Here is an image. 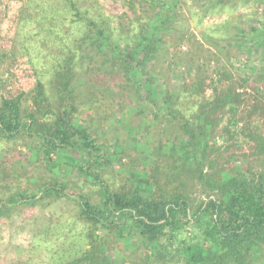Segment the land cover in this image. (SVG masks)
Instances as JSON below:
<instances>
[{
    "label": "rangeland",
    "instance_id": "obj_1",
    "mask_svg": "<svg viewBox=\"0 0 264 264\" xmlns=\"http://www.w3.org/2000/svg\"><path fill=\"white\" fill-rule=\"evenodd\" d=\"M215 3L0 0V100L21 95L30 108L41 83L56 107L53 76L70 52L83 46L92 23L110 34L117 53L132 51L144 29L157 27L154 54L140 76H131L130 85V74L122 77L117 69L105 74L108 56L91 47L75 51L79 76L74 94L83 104L74 107L73 119L114 155L101 175L106 185H130L154 172L164 188L170 181L169 189L178 187L196 208L216 194L196 178L193 161L185 158L179 123H198L204 103L222 105L209 116L204 172L214 180L246 170L255 179L264 175V0ZM148 83L149 92L144 91ZM134 84L144 87L137 91ZM159 107L173 111L176 119L157 112ZM35 147L28 137L0 138V264H67L89 247L88 225L72 200L9 203L19 191L36 193L54 181H63L70 196L100 200L98 187L83 180L65 157H58L57 168L48 167ZM94 237L109 236L97 232ZM109 244L119 262L142 263L140 251L121 242ZM256 258L264 264V247Z\"/></svg>",
    "mask_w": 264,
    "mask_h": 264
},
{
    "label": "trees",
    "instance_id": "obj_2",
    "mask_svg": "<svg viewBox=\"0 0 264 264\" xmlns=\"http://www.w3.org/2000/svg\"><path fill=\"white\" fill-rule=\"evenodd\" d=\"M223 1L217 0L215 4ZM156 28L151 32L144 29L139 36L140 44L132 51L117 53L110 34L92 23L89 34L82 39L87 42L71 51L56 69L52 80L58 95L56 107H52L41 83L30 97V108H25L21 95L0 100L2 140L28 137L36 145L35 153L48 167L57 168L58 157H65L68 166L82 175L83 180L98 187L100 197L99 202L93 203L88 195L70 196L65 193L63 181H54L50 186H41L36 193L19 191L9 203L32 206L44 198H68L77 205L79 219L88 225L89 247L67 264H125L112 255L110 242H121L132 251H140L141 264H260L256 256L264 247V175L255 179L246 170L214 180L204 172L209 116L222 106L217 101L201 106L202 119L198 123L183 120L179 123L185 132V158L193 161L196 178L216 194L196 208L191 207L178 187L169 189L173 185L170 181L164 188L166 183L161 184L154 172L130 185L114 189L106 185L101 175L114 155L73 119L74 107L83 104V98L74 94L73 84L79 76L73 63L75 51L91 47L99 56H108L110 64L104 66L105 74L111 75L115 69L122 77L130 74V85L131 76H140L146 60L154 54L158 43ZM136 57L140 62H133ZM135 87L141 91L144 86ZM151 90L152 84L148 83L144 91ZM157 112L173 115V111L164 107ZM173 117L176 119V115ZM97 232L109 237H94Z\"/></svg>",
    "mask_w": 264,
    "mask_h": 264
}]
</instances>
